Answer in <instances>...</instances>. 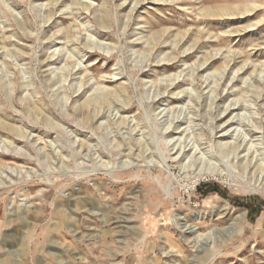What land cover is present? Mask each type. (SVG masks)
Here are the masks:
<instances>
[{
	"label": "rangeland",
	"instance_id": "obj_1",
	"mask_svg": "<svg viewBox=\"0 0 264 264\" xmlns=\"http://www.w3.org/2000/svg\"><path fill=\"white\" fill-rule=\"evenodd\" d=\"M0 264H264V0H0Z\"/></svg>",
	"mask_w": 264,
	"mask_h": 264
},
{
	"label": "bare ground",
	"instance_id": "obj_2",
	"mask_svg": "<svg viewBox=\"0 0 264 264\" xmlns=\"http://www.w3.org/2000/svg\"><path fill=\"white\" fill-rule=\"evenodd\" d=\"M101 26H102V25H101ZM227 111H228V110H225V113H226ZM230 122H231V120H230ZM225 146H226V144H225ZM237 149H238V148H237ZM238 218H239V221H240V220H243V216H239Z\"/></svg>",
	"mask_w": 264,
	"mask_h": 264
}]
</instances>
